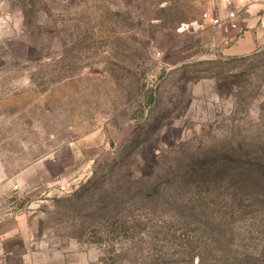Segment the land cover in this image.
<instances>
[{
    "label": "rangeland",
    "instance_id": "obj_1",
    "mask_svg": "<svg viewBox=\"0 0 264 264\" xmlns=\"http://www.w3.org/2000/svg\"><path fill=\"white\" fill-rule=\"evenodd\" d=\"M223 11L0 0V224L20 222L28 262L264 264L263 207L144 191L197 158L264 155V50L228 56L240 35L202 22Z\"/></svg>",
    "mask_w": 264,
    "mask_h": 264
},
{
    "label": "trees",
    "instance_id": "obj_2",
    "mask_svg": "<svg viewBox=\"0 0 264 264\" xmlns=\"http://www.w3.org/2000/svg\"><path fill=\"white\" fill-rule=\"evenodd\" d=\"M147 178L151 180V176ZM102 180L110 182L111 178L105 177ZM97 185L99 182H94L91 187ZM86 189L84 187L82 190ZM144 191H150L147 196L150 205L154 204V207L164 197L184 193L194 202L206 206L219 204L214 200L223 196L222 200H228L225 204L243 198L246 208L260 206L264 209V155L197 158L190 162L184 177L176 182L175 187L163 190L152 185Z\"/></svg>",
    "mask_w": 264,
    "mask_h": 264
},
{
    "label": "crops",
    "instance_id": "obj_3",
    "mask_svg": "<svg viewBox=\"0 0 264 264\" xmlns=\"http://www.w3.org/2000/svg\"><path fill=\"white\" fill-rule=\"evenodd\" d=\"M234 5L240 10L239 31L233 32L240 35L236 45L226 50L228 56H246L261 45L262 33L259 20L264 15V7L260 0H234ZM225 35L224 32H221ZM229 33L223 42L235 39ZM23 229L19 221H5L0 224V264H32L27 261L30 248L24 245Z\"/></svg>",
    "mask_w": 264,
    "mask_h": 264
},
{
    "label": "built area",
    "instance_id": "obj_4",
    "mask_svg": "<svg viewBox=\"0 0 264 264\" xmlns=\"http://www.w3.org/2000/svg\"><path fill=\"white\" fill-rule=\"evenodd\" d=\"M264 7V0H260ZM224 11L221 15L206 13L203 15L202 22L208 23L212 27L219 28L224 33L238 32L239 31V13L240 10L235 7L234 0H223ZM195 29H202L203 26L195 23ZM259 27L262 33L261 48L264 50V15L259 20Z\"/></svg>",
    "mask_w": 264,
    "mask_h": 264
}]
</instances>
